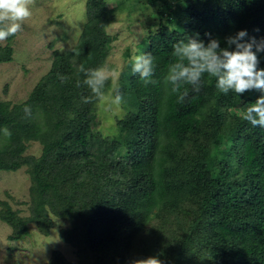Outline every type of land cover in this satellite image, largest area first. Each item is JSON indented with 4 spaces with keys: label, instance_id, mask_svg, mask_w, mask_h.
Returning <instances> with one entry per match:
<instances>
[{
    "label": "trees",
    "instance_id": "1",
    "mask_svg": "<svg viewBox=\"0 0 264 264\" xmlns=\"http://www.w3.org/2000/svg\"><path fill=\"white\" fill-rule=\"evenodd\" d=\"M147 3L153 21L143 53L155 58L157 82L144 86L132 73L118 85L109 80L126 109L116 135L96 128L101 101L82 102L89 90L78 73L81 64L103 68L110 56L107 26L118 11L107 0H87L77 44L55 51L25 101H0V171L26 167L31 179L30 215L0 200L8 238H24L31 224L48 235L59 218L78 259L54 250L48 264H264V128L239 115L260 92L225 95L207 77L177 103L163 84L179 40L217 38L225 47L240 30L264 38V0ZM13 54L0 45V63ZM257 55L264 69V52ZM32 141L42 145L39 157L26 153Z\"/></svg>",
    "mask_w": 264,
    "mask_h": 264
},
{
    "label": "rangeland",
    "instance_id": "2",
    "mask_svg": "<svg viewBox=\"0 0 264 264\" xmlns=\"http://www.w3.org/2000/svg\"><path fill=\"white\" fill-rule=\"evenodd\" d=\"M117 9V20L109 23L107 32L112 37L111 53L104 69L111 82L118 85L131 75L130 58L143 53L147 43L146 32L152 7L148 0H107ZM87 0H32L31 16L22 31L7 38L1 46L14 49V59L0 63V101L12 104L25 101L40 79L51 69L54 53L65 51L77 44L83 31ZM133 7V8H132ZM153 28H156L153 26ZM120 104L113 105L106 98L98 105L97 129L102 134H117L116 122L125 115ZM42 145L28 143L27 154L39 157ZM31 179L27 168L18 171H0V200H8L21 216L30 215ZM51 233H41L35 224L22 239L10 240L12 227L0 219V264H48L52 251L58 250L72 262L78 259L77 248L60 236L67 221L57 218Z\"/></svg>",
    "mask_w": 264,
    "mask_h": 264
},
{
    "label": "clouds",
    "instance_id": "3",
    "mask_svg": "<svg viewBox=\"0 0 264 264\" xmlns=\"http://www.w3.org/2000/svg\"><path fill=\"white\" fill-rule=\"evenodd\" d=\"M32 0H0V43L22 31V26L31 16L29 5ZM210 35V34H206ZM247 30H240L235 35L225 37V47L217 38L204 41L187 37L172 44L171 57L163 84L171 95L176 96L177 103H183L189 95V87L199 92L205 78L215 80L216 89L223 94L233 92L242 96L245 92L255 90L260 95L240 112V119L253 127L264 128V69L259 68L258 53L264 52V38L250 40ZM155 58L151 53L134 54L130 58L131 72L137 75L144 86L155 84ZM78 73L83 74L82 84L89 94L82 97L84 104L103 101L119 106L123 96L118 88L109 85L110 77L102 67L90 69L81 64ZM80 81L77 86H80ZM111 87V91L107 89ZM24 111L30 115V108ZM5 132L11 135L7 129ZM143 264H161L156 258H149Z\"/></svg>",
    "mask_w": 264,
    "mask_h": 264
}]
</instances>
